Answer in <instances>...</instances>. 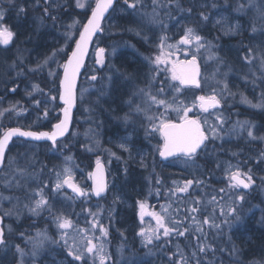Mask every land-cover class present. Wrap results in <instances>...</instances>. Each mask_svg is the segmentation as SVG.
<instances>
[{"label":"rangeland","instance_id":"obj_1","mask_svg":"<svg viewBox=\"0 0 264 264\" xmlns=\"http://www.w3.org/2000/svg\"><path fill=\"white\" fill-rule=\"evenodd\" d=\"M34 1H31L30 4L23 3V6L25 8H29L30 6L34 5ZM50 1H53V3L50 2L49 7L59 6V0ZM61 1L63 2L64 0ZM144 1H148L147 6L144 8H139L136 11L128 9L123 1L116 5L114 10L111 12L112 14L110 13V16L107 19L108 29H106L105 32L107 37V47L103 46L106 49L105 63L103 65H98V67L100 66L103 70H101L100 73H97L98 79L96 81L86 80V76H83L77 90V103L79 109L78 123L74 129L72 128L69 139L61 144L60 150L56 151L55 148L52 147L48 148L47 150L49 156L52 159H55L58 163L57 168L52 174V182L50 185L52 197H49L51 207L55 202H57V206L53 208L52 213H49L45 217L53 218L55 214L63 213L73 221L75 227L69 232V244L73 243V238L80 240L78 229L81 228L88 230L87 235L89 237H92L93 235L99 236V231L92 230L90 227V221L93 219L91 213H98L99 222L104 225L108 232H113L114 228L116 227L115 232H118L121 237H123L122 232H124L125 229L131 225L129 223V221H131L129 220L131 216L128 213H133L134 222L139 224L138 227H143L145 229L155 227L156 222L153 217L146 215L143 220H141L140 216L138 215L139 208L137 201H146L149 208V210L147 208V211L162 212L161 207L157 208L155 205L153 207V203L150 202V198L152 196L159 197L157 188L158 185L156 182L158 180L157 173L160 171L161 166L163 168L168 167L170 169H174L184 164L182 159L176 160V157H173L167 161L160 160L158 154L159 151L157 149L160 145H162L163 139L160 133L149 125V122L143 113L136 114L132 112L131 118L127 122L123 119L126 113H130V108L126 101L128 100L130 93L138 88H143L141 83L134 85L128 93L127 91H124V94L126 93V97L119 103L122 104L121 112L124 113V115L120 116L118 113L119 116L113 118L116 123H114L113 120L108 121L105 123L104 127L103 125L96 126L92 123H90V125L86 124L87 113L90 112L92 105L102 109L100 106L94 103L97 98V94H99V92L107 91L110 86L115 89L117 88V85H113L111 83L113 80H108V72L109 70L112 72L115 61L117 62L120 60L119 49L123 48V45L112 41V39L108 40V38L116 31L120 21L123 22L124 19H126L127 22L133 26V31L135 34L137 31L140 32V35H136L143 37V39L153 47L151 54L149 55V57L153 58L155 55L159 54L158 45L160 44V41L157 44V39L159 40V37L156 36L157 27H164V29L167 28L171 36H167L168 39L166 43L175 46L170 50L172 55L169 56L168 59L170 58L174 61H179L180 59L192 58L193 55H195L196 59L201 62L203 68L201 80L204 88L202 93L204 95H209L211 94L213 88H218L216 83L217 80L226 79L229 90L231 93H234V95L225 94L221 99L222 107L220 109L211 110L208 113H202L199 111L195 101H189L191 104L185 106L190 109L188 112L189 116L194 115L201 121L206 130V134H208L209 139L212 140V143H221L223 139L238 135H244L247 137L246 132L240 133L239 129H237L236 132L231 131L237 121L243 120L253 121L256 125V136H263L260 131L264 129L258 125L257 121L251 120V118L246 115V112L251 110L253 107L241 102V94L248 97V99L252 100L253 103H256L260 99V94L264 92V76H262L259 58H257L252 64L247 63L243 59L247 53L248 47H252L255 53H258L261 48H264V37H261L259 33L253 36V34L249 31L250 23L256 15L255 11H235L238 3H247V0H187L190 4H193L196 8H198L197 14L199 17L200 13L202 12L208 15V22L211 24L212 28H216L217 30L212 40H209L208 38L201 35L207 41H210L213 45H215L212 51L216 52L224 61L223 64L220 65L219 74L215 78H212V73L217 68V64L219 62L207 60L208 52L206 50L202 49L198 52L193 45L177 44L180 37L184 34V27H191L190 23L192 22V11L191 14L180 11V9L174 4L164 7L163 5L167 3V0H160V5L157 7V11L159 13L158 20L161 21V23L150 24L146 18L141 16V12L145 10L150 12L152 10V0H143V2ZM20 2H22V0H20ZM90 2L91 1L88 0V4ZM3 3H7V0H0V7H3ZM71 3L75 9L81 10L76 8L75 0H71ZM36 4H41L43 8L48 6L44 4V0H41ZM214 4L215 7H213ZM5 10L7 18L3 22L10 25L12 30L17 35L15 36L14 41L9 45H0V54L3 53L5 48H11V50H13L16 54L13 57L18 60V66H20V68L22 67V63H20L21 59H17L19 56L22 58L24 65L27 66L28 71L24 72V70L20 68L16 70V74H14L13 79H16V81H14V83L16 82V85L19 83L21 84L19 87L20 93L17 94V96H7V94H5L3 96L1 109H9L10 105L16 104L18 109L22 108L25 109V111L5 112L8 113L9 118L12 119L16 116L25 115L27 118L33 119L38 116L37 113L39 108L42 109L43 114L45 108H48V110L52 109L54 107V103L57 102V99L55 101L50 100V97L53 96L52 82L56 79V77H50L48 73L50 70L54 69L59 73V80L62 69L58 68L57 65L63 64V60H65L61 59L63 52H60L56 56L55 60L51 61L49 65L45 66L43 70L30 71V69L35 68L38 63L44 60L45 56L50 55L53 49L63 48L64 50L66 46V32L71 31L72 37L75 40L78 32L74 31V29L76 28L77 24L71 29L68 28V25L72 24L73 21L77 19L69 15L66 19H62V21L59 23L58 31H52L50 27L43 25V23H41L40 19L37 17L29 16L25 21H22L21 17H25V13L17 15V11L16 13H10L8 9ZM221 17L226 18L228 23L239 22L242 25L241 32L234 36L224 35L223 29L215 24V21ZM257 24L259 25V21H257ZM41 28L42 31H39ZM27 32H29V34H27ZM19 35L20 38L22 37L23 42L19 43L20 50L18 51L17 45L14 47L11 46L15 44V41ZM37 35L42 37L41 50L33 49V37L36 38ZM222 38L231 39L233 42H228L226 45H221ZM73 39L69 40L68 42L72 41ZM95 46L98 47L99 44L96 43ZM45 50L47 51L46 54ZM165 50L168 51V49ZM95 51L96 50H94V54ZM40 53H43L44 55H40ZM121 55L124 58V61L127 60L130 63L142 64V66L145 67V70H148L153 66L145 58L147 56L143 57L142 55L132 51V46L128 42H124V52ZM166 67L171 69L169 62L160 64L159 70H157L155 65L153 67L156 74L165 75L169 79V81H167L166 87L167 93L162 95L159 94L157 95V98L166 100L172 105V108L166 109L163 106L153 104L150 106L147 115H155L159 117L161 114H164L170 120H179L180 116L184 114L182 109L185 107L180 108L181 111L177 112L174 109L178 107H176L174 103H170L171 100H174L177 94L174 87L172 86L173 80L171 79V75L167 74V70L169 69ZM224 73H227L226 77L223 75ZM25 74L27 77H25ZM93 75L94 73L92 76ZM114 77L112 75V78ZM245 77H247V79H245ZM45 78L46 81H43ZM114 83L118 84L119 87L123 86L121 80H115ZM34 84L39 85V88L42 90V92L32 91V86ZM145 90L148 91L147 88H145ZM9 91L14 92L12 89H9ZM28 93H31V95H28ZM151 93L155 95L153 92ZM0 99L2 98L0 97ZM35 101L42 102L37 107ZM138 103L141 104L142 107H148V104L146 103V97L144 96H136L133 100V107ZM119 104L115 107L109 105L111 108L108 107V114L112 115L111 112L117 113L119 111ZM60 108L61 107L59 106V109ZM4 114L0 116V121H2ZM218 114H222L226 122L223 125V132L220 134V138H213L210 126L217 124L216 116ZM173 115H175V117L171 118L170 116ZM58 116H60V112ZM204 121H207V123L205 124ZM97 129H99V131ZM257 140L261 142L262 147L264 148V140ZM17 143L15 144L16 146L14 145L16 153L19 149L24 148L22 143ZM121 144H125L129 151H125L123 148H121ZM65 145H67L66 148L64 147ZM30 147H35V145H30ZM89 148L91 151L88 150ZM75 149H79L81 152L88 154L89 157H92V164L96 162L97 157H99L100 161L105 164L109 186L108 192L101 198L95 199L92 196L91 191H89L88 196L78 198L66 190L65 187L58 192L54 191L53 186L57 179V172L62 171L67 157H71V160L68 161V166L72 169L73 179L82 188L90 190V178L88 174L91 172V168L86 170L85 167H83L79 162V156H77V159L74 157L71 152ZM75 151L77 152V150ZM112 153L115 155H112ZM19 160V156H14L13 158L8 157L3 172L0 176V197H11L10 200L0 198V212L3 216L4 212L8 209H14L15 211L19 212V215L13 214L11 216H4L7 219V222L4 224V228L7 233L12 232L13 230L12 220L14 221L15 219L20 218L23 214L29 213L26 208H23V205L29 203V194L31 190L37 188L44 189V187H48L45 186L46 183L45 185L38 183V180L34 178L33 175H31L28 171H26L25 176H20L18 173H15L14 170L16 168H23L22 163H20ZM32 166H34L35 177H37L39 171L36 169L35 162L32 163ZM238 166L244 172H247L249 169H251L255 180L253 194L261 195L262 193L264 197V190L261 186L264 183H262L260 179L264 176L259 174L261 172L256 171L255 167H248L247 169H244L246 166ZM5 180L10 182V186H6L3 183ZM17 181H19L20 187H17ZM173 190L174 189L171 191ZM134 191L138 194H133ZM44 192L48 197L47 188L46 190L44 189ZM176 194L179 195L182 193L176 192ZM253 194L251 193V195ZM175 195L172 196L171 194L170 198L175 199ZM17 198H19V201H17ZM166 201L167 203H164L163 205H170V211L173 202L171 203L169 200ZM170 217L171 213L169 215V218ZM124 222H128L129 224L124 226ZM140 228L137 230V233L140 231ZM37 230H44L46 232H53L52 230H54V232L58 234V236L55 237L59 238L60 235L56 225L53 223V219L51 221L45 220L43 227H39L34 232ZM105 240L106 237L100 241V243H103L104 248H106L104 244ZM137 242L141 246L144 245L140 236ZM166 242L167 238L163 237L162 235L158 241H154V243H158V245L165 244ZM60 244L61 250L59 249L60 247L48 250V257L45 261V264H69L68 258L70 256L67 255V249L63 248L64 253L62 254L63 241H60ZM9 249L10 246L7 249L2 247L0 260L1 263H3L4 259H6V256H8L7 254ZM149 250L150 249L147 250L146 255ZM123 257V254H121V256L118 258L120 259ZM111 261L112 260L110 259L106 262L109 263Z\"/></svg>","mask_w":264,"mask_h":264},{"label":"trees","instance_id":"obj_2","mask_svg":"<svg viewBox=\"0 0 264 264\" xmlns=\"http://www.w3.org/2000/svg\"><path fill=\"white\" fill-rule=\"evenodd\" d=\"M31 1L34 0H22V2H20V0H15V6L8 3H3V8L8 9L10 13H16L19 6L24 5L23 3L30 4ZM90 1L91 2L88 4V6L81 10L75 9L71 3V0H64L63 2L59 0V6L56 7H49L48 5L47 7L49 8L51 15L56 16L58 19L56 21L55 27L52 26V21L50 18H45L43 25L50 27L52 31H58V25L62 19H66L69 15H71L73 18H76L79 21L76 28L74 29V31L78 32L80 26L87 18L95 0ZM123 1L124 0H118L116 5ZM50 2L53 3V1ZM36 3L37 0L34 1L33 6H30L29 8L26 7L25 17H21L22 21H25L29 16H34L39 19L43 16V6ZM143 4L144 7L147 6L148 1H144ZM179 4L183 9H192V22L190 23L191 27L196 28L200 35L212 40L217 30L212 28L208 20H201L197 14L198 8H196L193 4H190L187 0H179ZM107 19L103 22V31L95 38L93 47H95L96 43H98L99 46L107 47V37L105 35L106 29H108ZM39 31H42V28ZM27 34H29V32H27ZM162 35L166 37L171 36L167 28L164 29V27H157L156 36L160 38ZM41 38L42 37L38 35L36 38L33 37L34 50H41ZM21 39L22 37L20 38L19 35L15 41V44H13L11 47L17 45V50L19 51V43L23 42V39L22 41ZM109 39H112V41L123 45V48L119 49L120 60L117 62L115 61L112 72L110 70L108 72V75L111 77L112 75L113 77L116 75L114 78H112L113 81L111 83L113 85H117V88L115 89L110 86L107 91L99 92V94H97V98L94 103H96V105L100 106L102 109L92 105L90 112L87 113V125L92 123L96 126L103 125L104 127L105 123L112 121L114 117H118L119 114L120 116L124 115V113L121 112L122 104L119 103L126 97V93L124 94V91H127L128 93L134 85L141 83L143 88H147L149 90L147 86H149V81L151 80V92H153L155 95L167 93L166 87L167 81H169V79L165 75L156 74L155 70L153 69L154 65L150 69L145 70V67L140 63L136 64L130 63L127 60L124 61V58L121 55L124 52V42H128L132 46V51L142 55L143 57H149L153 49V47L149 45L143 39V37H139L135 34L133 31V26L128 23L126 19H124L123 22L120 21L116 31L109 36L108 40ZM73 41L74 39L66 44L64 50L62 51L63 54L61 55V59L66 58ZM159 41L160 39H157V44ZM228 42H233V40L222 38L221 45H226ZM46 53L47 51L45 50V54ZM14 55L16 54L9 47L5 48L3 53L0 54V97L2 98L0 99V109L2 107L3 96L5 94H7V96H17V94L20 93L19 87L21 84L19 83L16 85V82L14 83L16 79H13L14 74H16V70L20 68V66H18V60L13 57ZM40 55L44 54L40 53ZM20 63H22V67L20 69L24 70V72H27L28 68L26 65H24V62ZM166 68L169 69L167 70V74L171 75V69L169 67ZM101 70L103 69L100 66L98 67V65H96L94 62L92 51L84 68L83 76H86V80H90V77L93 73L94 75L98 76L97 73H100ZM152 75H155L156 77L154 80L151 79ZM25 77H27L26 74ZM115 80H121L123 86L119 87L118 84L114 83ZM43 81H46V78ZM52 83H55V85L58 87V76ZM178 85V81H173L172 86L174 89L180 86ZM161 87H163L165 90L163 93H159V89H161ZM9 89H14V92H10ZM203 90L204 88L202 85L200 92ZM197 93H199V90L193 87L181 88L180 86V91L176 92V97L174 100H171L170 103H174L176 107L180 109L190 105L191 103L189 101L194 102ZM57 94L58 91H53L52 93V95H55L56 97ZM118 104L119 111L117 113L111 112L112 115L108 114V107H115ZM59 106L60 105L58 102H55L54 107L49 109V116L47 118L43 117L42 109L40 108L37 113L38 116L33 119L27 118L25 115L16 116L11 119L9 118L8 113H5L2 121H0V132L11 126H19L30 129L48 128L58 119ZM78 112L79 109L77 105L76 111L74 113L72 125L73 129L78 123ZM246 115L251 118V120L257 121L258 125L264 129V109L252 108L246 112ZM170 117H175V115ZM113 122L116 123L114 120ZM97 130L99 131V129ZM260 133H262L264 136V130L260 131ZM70 135L71 133L63 140L59 141L56 147H53L52 144L46 142L33 143L23 140H14L6 153L4 164L0 171V176L3 172L8 157L13 158L14 156H19V162L22 163L23 168L33 175V177L36 178L38 183L41 185H45L46 183L45 186H48L46 187L48 189V198L52 197L50 185L52 182L53 171L57 168L58 163L55 159H52L49 156L47 150L51 147L55 148L56 151L60 150L61 144L66 142ZM17 142L19 144L22 143L24 148L19 149L16 153L15 144ZM210 143H212V140L209 139L206 141V147H204L203 150H200L198 154L191 160H188L183 156H177L176 160L182 159L184 163L177 168L170 169L168 167L163 168L161 166L160 171L157 173V179L160 181V183H157L159 197L156 196V198L155 196H152L150 198V202L153 203V207L155 205L157 208L161 207L164 203H167L166 200H169L171 203L173 202L171 210L169 211V215L171 213V217L168 219L169 225L171 226L172 220L181 221L182 223L180 225V230H183L184 228H190L189 232L182 237L176 235L166 237L167 242L165 244L158 245V243L156 244L153 242V244L147 247L144 245L141 246L137 242L139 239V235L137 234V230L140 228L138 227L139 224L134 222L133 213H128L131 216L129 219L131 220L129 221L131 225L127 227L124 232H122L123 237H121L118 232H115L116 227L114 228L113 232H108L104 244L106 246L105 251L109 254L112 261L109 263L106 262V264H174L175 259H179L177 248H179L186 257H191L192 252L196 251L198 243H209L216 249L215 253L212 251H209L206 254L198 253V257L202 264H207L208 261H211L212 264H237V261L241 262V264H248V262L252 260H264V222L261 221V217L264 216V197L262 193L261 195L253 194V187L248 191H243L242 189H229L228 178L225 175L226 168L229 164H231L233 166H246L244 169H247L248 167H255L256 171L261 172L259 174L264 176V160L257 159L261 151H264V148L262 147L260 141L250 140L244 135L223 139L221 143ZM30 145H35V147H30ZM75 150H77V152ZM75 150L70 151H72L71 153L76 159L77 156H79V162L81 165L85 167L86 170H89L93 165L92 157H89L88 154L81 152L79 149ZM233 153L236 155H233ZM34 162L36 164V169L39 171L37 177H35L34 166H32V163ZM186 180H198L201 181V183H193L189 187L188 192H184L179 195L176 194L175 199L170 198L172 194L171 190L175 189L178 185H182ZM261 186L264 190V184ZM46 188L44 187L45 190ZM220 189H224L225 191L221 193ZM251 193L253 195H251ZM133 194L138 193L134 191ZM237 195L245 196V200L241 204L237 205L242 220L229 226L228 224L224 223L226 217L221 215L220 208L221 206L229 203V196L234 198ZM213 196L216 197V204L211 203V198ZM196 198H199L201 201L198 206L199 210L196 213H190L188 209L191 206H195L193 201ZM55 206H57V202L52 205V210ZM250 209L251 211H249ZM48 214L49 212L47 210L43 211L38 216H33L31 213H25L20 218L15 219L14 221L12 220V232L7 233L5 231V236L9 241L10 249L7 254L8 256H6V259H4L3 263L0 262V264H17V260L14 256V246L16 244H20L21 247L25 246L24 241L20 239V234L24 233L25 236L35 235L36 232L34 231L39 227H43L45 220L51 221L53 219L52 217H45ZM192 215H195L198 220H203L204 217H209L210 220L214 219L215 223L221 224V229L217 230L210 227L209 225H203L206 235H201L199 232L195 231V225H191V227L189 226L188 221L191 219ZM3 220L4 223L7 222V219L4 216ZM129 223L124 222V226L128 225ZM52 231L53 232H47V234L53 240H56L58 237L55 236H58V234L54 232V230ZM197 236L200 237L199 241L196 239ZM234 245L240 250L239 255H230ZM57 247H60L59 249L61 250L60 243L47 244L45 249L37 257L35 263L45 264V261L48 257V250ZM63 248L64 247L62 246V254L64 253ZM1 249L2 247H0V260ZM148 249H150L149 252L151 253L148 252L146 255ZM221 249H223V251H221ZM121 254H123L124 257L119 259L118 257L121 256ZM170 254L177 255L170 258ZM68 261L69 264H92L91 258H86L85 261H76L69 257ZM26 264H33V261L28 259ZM190 264H195V260H190Z\"/></svg>","mask_w":264,"mask_h":264},{"label":"snow or ice","instance_id":"obj_3","mask_svg":"<svg viewBox=\"0 0 264 264\" xmlns=\"http://www.w3.org/2000/svg\"><path fill=\"white\" fill-rule=\"evenodd\" d=\"M7 3L15 6V0H7ZM39 3V0H37ZM45 5L50 4V0H44ZM124 4L128 9L136 11L139 8H144L143 0H124ZM175 5L180 11H187L191 14L192 9H183L179 0H167V3L164 4V7L169 5ZM152 10L149 12L147 10L141 12V16L146 18L148 23L157 24L161 23L158 20L159 13L157 7L160 5V0H152ZM75 6L79 9H85L88 6V0H75ZM113 6V0H95V5L91 8V15L88 17L87 22L83 24L82 29L79 32V39L75 41V47L72 49L71 54L68 55L67 60L63 64H58L57 67L62 69L63 75L59 77L58 87L53 84L52 91H58L59 101L62 103L63 107L59 109V112L62 114L56 123L52 124L50 131H32V130H22L20 127L8 128L0 132V163L3 162L6 154V149L9 147V141L13 137H28L33 140H42L46 139L52 142V146L56 147L58 144V138L64 137L65 133L69 131V125L72 120V111L76 104V80L77 75L80 72V68L84 63L85 54L88 52V43L93 38V35L101 30V19L104 17L105 13L109 11ZM54 7V6H53ZM215 7V4L213 5ZM254 10L256 15L250 23L249 31L253 36L257 33L261 37H264V0H247V3H238L235 11L237 12H246ZM26 13V8L21 5L17 8V15ZM7 18L6 10L3 7H0V45H9L14 41L15 36L17 35L11 28L10 25L5 24L3 21ZM45 18H50L52 21V26H56L57 17L51 15V12L48 7L44 8L43 16L40 18L41 23L44 22ZM200 18L203 21H207L209 16L200 13ZM259 21V25L257 24ZM78 20H74L72 24L68 25V28L71 29L74 25L78 24ZM217 26H220L223 29L224 35H236L241 32L242 25L237 23H228L226 18L221 17L215 21ZM166 27V26H165ZM131 30V29H130ZM137 35H140V32L137 31ZM73 39L71 31L65 33V43ZM147 39V38H145ZM160 44L158 45L159 54L155 57H146L150 64L155 65L157 70H159V65L162 63H168V57L172 55L170 51L174 45H169L166 43L167 37L161 36ZM177 44L180 45H193L197 51L206 50L208 52L207 60L209 61H218L217 68L212 73V78H215L219 74L220 65L223 64V59L212 49L215 47L210 41H207L202 37L196 28L185 26L184 34L180 37ZM259 47V46H258ZM165 49H168L166 51ZM63 51L61 49H53L50 55L45 56L44 60L38 63L35 68L30 69V71L43 70V68L53 60L56 56ZM105 49L97 48L96 49V64L103 65L105 63ZM259 58L260 68L262 70V76H264V48H261L258 53L254 52L252 47L247 48V53L243 59L252 64L255 60ZM21 59V57H17ZM15 63V62H14ZM179 68V71H177ZM50 77H57L59 75L54 69L49 71ZM225 77L227 73L223 74ZM200 77V68L197 64L196 56L193 55L191 60L172 63L171 68V79L173 81H178L181 87L194 86L196 88L202 87ZM131 78V77H129ZM156 77L152 75V80ZM98 77L93 75L90 77V80L96 81ZM247 79V77H245ZM108 80L111 81L112 77L109 76ZM218 88H213L211 94L209 95H200L196 97L198 106L201 112L208 113L210 109L215 110L221 104V99L225 94L234 95L231 93L228 87L226 79L216 81ZM151 80L149 81L148 91L145 88H138L132 93H130L126 103L130 108V113H126L123 119L127 122L131 118V113L136 114L143 113L145 118L148 120L149 125L156 131H158L163 139V144L158 147L159 155L161 157L167 158L171 156H183L188 160H191L198 154V150H203L206 147V141L209 140L208 134H206L204 127L199 119L190 118L188 112L189 108L185 107L182 109L183 115L180 116L179 122H173L168 119L166 115L161 114L159 117L155 115H147L150 106L153 104L160 105L167 108H172V105L169 104L166 100L158 99L157 95H153L150 91ZM176 92L180 91V87L175 88ZM14 91V89H13ZM32 91L42 92L39 88V85L34 84L32 86ZM165 90L163 87L159 89V93H163ZM31 95V93H28ZM136 96L146 97V103L148 107H142L141 104H135L133 107V100ZM57 97L51 96L50 100L55 101ZM42 101H35L36 106L38 107ZM241 102L249 105L253 108L264 109V92L260 94V99L258 102L253 103L252 100L248 97L241 94ZM177 112L181 109H174ZM8 111H25V109H18L16 104L10 105L9 109H0V116ZM49 116L48 108H45L43 117L47 118ZM39 119V118H38ZM217 124L210 126L211 133L213 138H220V134L223 132V125L226 120L222 114L216 116ZM206 124L207 121H204ZM239 129L240 133L246 132L247 138L250 140H264V136H256V125L253 121L243 120L237 121L236 124L231 129L232 132H236ZM147 131V130H146ZM65 148L67 145L64 146ZM125 151H129L125 144L120 145ZM91 151V149H88ZM112 155H115L112 153ZM233 155H236L233 153ZM258 160H264V151H261ZM71 160V157L66 158L65 166L62 171L57 172V179L53 186L54 191H60L64 186H67L72 190V192L77 197H86L91 191L96 196H100L105 192L107 184L104 180V168L101 164L100 158L96 159V168L93 172H90L89 178L92 180V188L86 190L82 188L78 183L73 179V173L71 167L68 166V161ZM143 166V165H142ZM15 173H18L20 176L26 175L25 168H16ZM225 175L228 178V188L229 189H251L255 185V180L251 169L247 172L242 171L239 166H233L231 164L225 170ZM262 183H264V177L260 178ZM160 183L159 179L156 181ZM6 186H10L8 180L3 181ZM175 183V182H174ZM200 184L201 181L186 180L182 185H178L173 191L172 195L174 196L176 192H188L189 187L193 184ZM17 187H20L19 181H17ZM225 190L220 189V192L223 193ZM3 199H11V197H0ZM245 200L244 195H237L234 198L229 196V203L224 206H221L220 213L225 216L224 223L231 226V224L240 222L242 220L241 215L239 214V209L237 205L241 204ZM19 201V198H17ZM201 201L199 198L194 199L193 204L195 206L189 207L188 211L190 213H196L199 208ZM211 203L216 204V197L211 198ZM139 208L138 215L141 220L147 215L151 216L155 220V227L145 229L140 228V231L137 233L142 238V243L145 247L153 244L154 241H158L161 237H170L172 235L176 236H185L189 232L190 228H184L180 230L181 221L172 220L171 226L169 225V206H161L162 212L156 211H147L148 205L146 201H137ZM23 208H26L29 213L33 216L40 215L43 211L47 210L49 213L52 212V207L49 202V198L45 195L43 188H37L31 190L29 194V203L23 205ZM251 211V209L249 210ZM13 214L19 215L18 211L14 209H8L4 212V216H11ZM93 219L90 221V227L92 230H98L100 236L93 235L89 237L87 235V229L81 228L78 229V235H80V240L73 238V243L69 244V232L72 231L75 227L73 221L63 213H59L53 216V223L56 225L58 232L60 233L59 238L53 240L46 231L37 230L35 235L25 236L24 233L20 234V239L24 241V247H21L20 244L14 246V256L17 260V264H26L28 259L35 261L40 253L45 249L47 244H59L60 241H63V247L67 249V255L72 257L76 261H85L86 258H91L92 264H106V261L110 260L111 257L105 251L103 243L100 241L107 237L108 231L99 222L98 213H91ZM187 219V217H186ZM261 221L264 222V216L261 217ZM189 226L195 225V231L199 232L201 235H206L204 232L203 225H209L214 229H221V224L215 223L214 219L210 220L209 217H204L203 220H198L195 215H192L191 219L188 221ZM162 230V231H161ZM196 239L199 241L200 237L197 236ZM0 247L7 249L9 247V241L7 240L4 230L0 228ZM212 251L215 253L216 249L209 243H198L196 251L192 252L191 257H186L183 252L177 248V254L179 259H175L174 264H190V260H195V264H202L201 260L198 257V253L206 254L207 252ZM223 251V249H221ZM240 250L234 245L230 255L236 256L239 255ZM170 254V258L177 255ZM207 264H212L211 261H208ZM237 264L241 262L237 261ZM248 264H264V260H252Z\"/></svg>","mask_w":264,"mask_h":264},{"label":"water","instance_id":"obj_4","mask_svg":"<svg viewBox=\"0 0 264 264\" xmlns=\"http://www.w3.org/2000/svg\"><path fill=\"white\" fill-rule=\"evenodd\" d=\"M116 1H117V0H113V6H112V8H110L109 11L106 12L105 15H104V17L101 19V30L98 31V32H96V33L93 35V38L91 39V41H89V43H88V52L85 54V57H84V63H83V65L81 66V68H80V72H79L78 75H77V80H76V104H75V106H74V108H73V111H72V120H71L70 125H69V131H68L67 133H65V136H64V137H66V136L70 133V131H71V127H72V123H73V115H74V111H75V109H76V105H77V88H78V84H79L80 77H81L82 72H83V70H84V68H85V65H86V62H87V59H88V56H89V53H90V50H91V47H92V43H93L94 39L96 38V36L99 35V34H101V32H102V30H103V29H102L103 21H104L105 18L108 16V14L110 13V11L113 9V7H114ZM94 5H95V2H94V4H93V6H94ZM90 15H91V10H90V12H89V14H88L86 20L84 21V23L87 22V19H88V17H89ZM84 23H83V24H84ZM82 27H83V25L81 26L80 30L82 29ZM80 30H79V32H80ZM76 39H79V33H78ZM76 39H75V41H76ZM75 41H74V44H73V46H72V48H71V50H70V52H69L68 55L71 54L72 49L75 47ZM99 48H103V47H99ZM103 49H104V48H103ZM105 52H106V50H105ZM67 57H68V56H67ZM94 58H95V61H96V53H95V55H94ZM191 59H192V58H191ZM191 59H187V60H191ZM66 60H67V58H66ZM66 60H65V61H66ZM187 60L173 61L172 59H168L169 64H171V66H172V63L183 62V61H187ZM65 61H64V62H65ZM197 64H198V66H199V68H200V75H201V65H200V63L198 62V60H197ZM177 71H179V68H177ZM62 75H63V72H61V76H62ZM199 79H200V77H199ZM191 87H194V86H191ZM200 95H203V94H199L198 96H200ZM58 102H59V104L61 105V108H62L63 105H62V103L59 101V98H58ZM197 103H198V102H197ZM220 107H221V104H220V106H219L218 108H220ZM198 108H199V106H198ZM199 110H200V109H199ZM210 110H211V109H210ZM60 118H62V114H61V113H60ZM60 118H59V119H60ZM190 118H196V117H194V116H190ZM59 119H58V120H59ZM196 119H197V118H196ZM58 120H57V121H58ZM57 121H56V122H57ZM56 122H54V123H56ZM173 122H179V121H173ZM54 123H53V124H54ZM202 126H203V125H202ZM15 127H18V126H12V127H8V128H15ZM8 128H6V129H8ZM20 128H21L22 130H32V131H50V130H51V128H50V129H41V130L25 129V128H22V127H20ZM6 129H5V130H6ZM3 131H4V130H3ZM64 137H60V138H58V141L61 140V139H63ZM14 139H23V140H26V141H32V142H49V143H52L51 141L46 140V139H42V140H33L32 138H28V137H19V136H16V137H13L12 140L9 141V145L12 143V141H13ZM8 148H9V147H8ZM8 148L6 149V152H7ZM198 151H199V150H198ZM159 157H160L162 160H167V159H170L171 157H174V156L164 158V157H161V156L159 155ZM3 162H4V160H3ZM3 162L0 163V170H1L2 166H3ZM101 164L103 165V168H104V180H105V183L107 184V188H106L105 192L102 193L100 196H96L95 194H93V193L91 192L94 198H100V197L104 196V195L107 193V191H108V180H107V170H106V166H105V164H104L102 161H101ZM95 168H96V163L93 165V167H92V169H91V172H93V171L95 170ZM90 181H91V188H92V180L90 179ZM65 188H66L68 191H70L72 194H74L70 188H68L67 186H65ZM243 190L247 191V190H249V189H243ZM74 195H75V194H74ZM0 228H2V229L4 230V228H3V218H2V216H1V214H0Z\"/></svg>","mask_w":264,"mask_h":264}]
</instances>
